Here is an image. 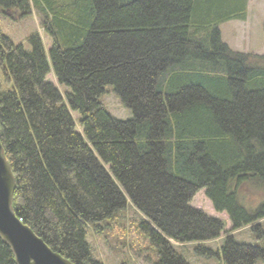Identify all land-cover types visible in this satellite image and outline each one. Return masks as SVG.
Returning <instances> with one entry per match:
<instances>
[{"label":"trees","instance_id":"obj_1","mask_svg":"<svg viewBox=\"0 0 264 264\" xmlns=\"http://www.w3.org/2000/svg\"><path fill=\"white\" fill-rule=\"evenodd\" d=\"M31 6L49 22V60L37 34L25 48L0 33V72L10 82L0 84V142L23 223L72 264H102L86 225L97 227L128 197L146 217L139 226L155 264H190L169 238L205 241L224 228L189 204L204 189L231 230L264 237L256 223L264 219V54L233 51L218 28L244 19L245 0H0L20 16ZM50 64L70 89L64 99L46 79ZM106 85L131 118L101 104ZM219 255L224 264H264L262 247L231 235ZM0 264H17L1 237Z\"/></svg>","mask_w":264,"mask_h":264},{"label":"rangeland","instance_id":"obj_2","mask_svg":"<svg viewBox=\"0 0 264 264\" xmlns=\"http://www.w3.org/2000/svg\"><path fill=\"white\" fill-rule=\"evenodd\" d=\"M244 11V19H231L219 24L221 40L233 51L249 55H262L264 54V0H245ZM42 18L43 16L32 6L30 13L24 16H20L14 11H5L0 7V33L7 35L13 43L21 44L25 48H29L27 41L29 36L37 34L43 44L46 58L49 60L48 50L53 40L46 31L49 22H42ZM46 79L57 87L64 99L65 92L70 89L57 82L51 64ZM0 84L3 87L10 86V82L3 79L1 72ZM104 90L99 98L101 104L115 118L124 120L131 118V111L122 105L113 86L106 85ZM71 115L76 124V131L82 134V130L78 126V113L71 111ZM104 166L108 168L107 165ZM126 200L127 204L124 209L98 223L97 227L91 223L86 225V240L91 248L92 256L102 264H155L158 260L155 249L139 226L142 218L146 217L129 204L128 197ZM253 201L251 198L250 203ZM189 204L208 216L224 221L223 230L216 238L210 240L176 242L169 238L173 248L181 253L190 264H224L219 253L226 235H231L236 242L250 243L264 249V237L259 235L258 230L251 229L249 226L231 230L228 215L225 212L215 211L211 201L206 197L204 189L196 191ZM256 223L261 225L264 232V219ZM198 246L206 248L204 253L201 254L199 250H196Z\"/></svg>","mask_w":264,"mask_h":264},{"label":"water","instance_id":"obj_3","mask_svg":"<svg viewBox=\"0 0 264 264\" xmlns=\"http://www.w3.org/2000/svg\"><path fill=\"white\" fill-rule=\"evenodd\" d=\"M15 187V177L0 142V237L11 248L17 264H72L16 215L12 207Z\"/></svg>","mask_w":264,"mask_h":264}]
</instances>
